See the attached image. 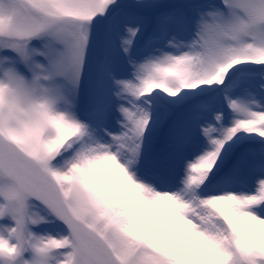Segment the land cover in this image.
<instances>
[{
  "label": "snow or ice",
  "instance_id": "obj_1",
  "mask_svg": "<svg viewBox=\"0 0 264 264\" xmlns=\"http://www.w3.org/2000/svg\"><path fill=\"white\" fill-rule=\"evenodd\" d=\"M0 264H264V0H0Z\"/></svg>",
  "mask_w": 264,
  "mask_h": 264
},
{
  "label": "bare ground",
  "instance_id": "obj_2",
  "mask_svg": "<svg viewBox=\"0 0 264 264\" xmlns=\"http://www.w3.org/2000/svg\"><path fill=\"white\" fill-rule=\"evenodd\" d=\"M117 175H118L117 173H113V172H112V173H110V175H109L108 178H109L110 180H114V179L117 177Z\"/></svg>",
  "mask_w": 264,
  "mask_h": 264
},
{
  "label": "rangeland",
  "instance_id": "obj_3",
  "mask_svg": "<svg viewBox=\"0 0 264 264\" xmlns=\"http://www.w3.org/2000/svg\"><path fill=\"white\" fill-rule=\"evenodd\" d=\"M113 173H115V172H113Z\"/></svg>",
  "mask_w": 264,
  "mask_h": 264
}]
</instances>
